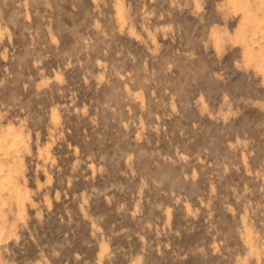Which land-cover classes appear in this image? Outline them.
I'll use <instances>...</instances> for the list:
<instances>
[{"label":"rangeland","instance_id":"rangeland-1","mask_svg":"<svg viewBox=\"0 0 264 264\" xmlns=\"http://www.w3.org/2000/svg\"><path fill=\"white\" fill-rule=\"evenodd\" d=\"M0 264H264V0H0Z\"/></svg>","mask_w":264,"mask_h":264},{"label":"bare ground","instance_id":"bare-ground-1","mask_svg":"<svg viewBox=\"0 0 264 264\" xmlns=\"http://www.w3.org/2000/svg\"><path fill=\"white\" fill-rule=\"evenodd\" d=\"M253 4V3H252ZM255 36V35H254Z\"/></svg>","mask_w":264,"mask_h":264}]
</instances>
